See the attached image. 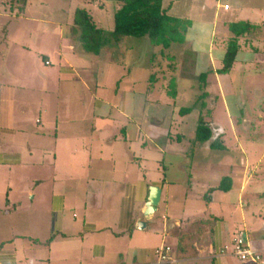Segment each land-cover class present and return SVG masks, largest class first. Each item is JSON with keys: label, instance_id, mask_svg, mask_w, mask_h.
<instances>
[{"label": "crops", "instance_id": "obj_1", "mask_svg": "<svg viewBox=\"0 0 264 264\" xmlns=\"http://www.w3.org/2000/svg\"><path fill=\"white\" fill-rule=\"evenodd\" d=\"M163 7L190 21L182 51L195 46L188 36L199 19L209 35L220 32L221 61L233 37L230 24L252 25L238 39L234 63L242 64L248 50L250 73H264V0H163ZM33 8L28 0H0V264H155L161 245L176 247L169 264H244L230 254V244L243 230L249 238L250 224L259 230L249 243L264 264V217L263 224L255 219L264 213V189L244 195L248 183L264 178L262 158L251 161L254 144L264 147V88H254L262 125L256 140L228 111L227 126L214 111L226 97L222 65L214 59L207 70L174 66V99L188 93L182 105L166 86L133 87L138 77L124 84L122 76L107 88L96 75L107 62L96 58L104 50L105 56L127 54V38L91 59L79 51L72 17L66 29L65 20L51 23ZM209 49L213 53L214 45ZM149 102L154 111H142ZM244 115L245 124L252 122ZM199 122L210 132L206 140L197 138ZM150 187L161 193L146 220ZM34 216L44 221L29 224ZM139 221L146 224L142 230ZM32 225L27 254L19 237Z\"/></svg>", "mask_w": 264, "mask_h": 264}, {"label": "rangeland", "instance_id": "obj_2", "mask_svg": "<svg viewBox=\"0 0 264 264\" xmlns=\"http://www.w3.org/2000/svg\"><path fill=\"white\" fill-rule=\"evenodd\" d=\"M29 3L33 5V10H31L35 16L42 15L43 18H47L49 22L56 24V22H61L65 20L66 24L65 27L67 28L70 24L71 17L73 16V13L76 9H85L87 12L91 14V16L94 19V22L96 25L106 31H112L114 28V13L117 8V2L116 0H28ZM212 1V0H211ZM214 1V0H213ZM221 24L219 23V30ZM52 27V26H50ZM193 31L190 30L189 38L193 39L195 42V46L190 47L187 49V51H182L181 47L179 45H173L170 49V52L174 54L175 60L169 59L166 55L159 54L158 50L153 46H150L146 40H136L133 38H127L125 45L128 47L130 44L132 47L128 48L127 54L123 50L117 51L112 50L105 56V51L101 52L99 55V58H96L94 55H91V59H101L102 62L105 63V66L103 63L101 64V68H98V75L97 78L100 79L99 82L104 83L107 85V88L111 87V84L113 82L120 83L118 81L119 78L123 76V82L130 81L131 77H138V83L136 85H132L133 87H136L138 89H146L147 87L150 89L152 87H155L156 90L159 88L160 85L166 86L168 88V96H170L173 100L175 95L174 88L170 85L169 78L175 74V70L173 69L172 72L169 70L170 64H176L180 66V72L185 67H192L199 70L208 69L210 66L208 65L210 59L215 60V64L220 67L222 65L221 57H216L217 55L221 54L220 50L218 49L217 43L220 42V32L219 34H216L214 36L209 35V25L205 21H201L199 19L196 21L195 25L193 26ZM229 33V32H228ZM230 36V33L229 35ZM129 41V42H127ZM139 41V42H138ZM33 43V42H32ZM139 43V44H138ZM214 45V52L212 53L209 51V46ZM181 49V51H180ZM79 51H82V48L79 46ZM251 52H248L246 50L245 53H241L239 57V61L242 62H236L234 63L231 71H229L226 74H221L225 77V91H226V97H225V104H222L223 102L221 99L218 100L216 108L214 111H219V119H223L224 125L227 126L228 117L226 116V113L224 111H228L230 114V117L232 118V121H234V124L236 126L238 125H247V130H251V132H248L252 139H255L258 137V134L262 133V125L260 124L258 120V99L257 94L254 92V88H257V86L264 88V73H257L252 74L250 73V68L248 67V58H250ZM125 60L123 62V66L116 67V62H119L120 57H125ZM213 57V58H211ZM75 61H80L78 55H74ZM110 61H113L114 64L110 65ZM108 64V66H107ZM201 64L203 65L202 67ZM246 68L243 66L246 65ZM203 68V69H202ZM206 69V70H207ZM193 70H196L193 68ZM245 70V72L243 71ZM158 74V76L154 79L155 81H151L150 79L153 78V75ZM255 76H258L257 79ZM128 77V78H127ZM246 79L244 83H241L242 78ZM253 78V79H252ZM167 79V80H166ZM121 80V79H120ZM117 81V82H116ZM126 83V82H125ZM124 83V84H125ZM122 86L121 84L119 87ZM121 88V87H120ZM240 88L242 89L240 91ZM153 91V94L156 92ZM109 91V90H107ZM104 94V93H103ZM196 92L193 91V95H195ZM150 94L149 100L153 97V95ZM188 93L181 91L178 92L176 99H174L177 104H184L185 100L187 99ZM147 97V96H146ZM155 107L153 106V103L149 102L143 107L142 111H154ZM141 110V107H136V111ZM205 111V110H204ZM222 111V113H220ZM238 111V113H237ZM241 111V116L239 115ZM244 112H247L248 118L252 120L249 124H245V115ZM218 114V113H217ZM254 122V123H253ZM252 123V124H251ZM256 127L252 128L251 125ZM241 128V127H240ZM244 133H240V136H245ZM257 140V138H256ZM250 143H253L250 141ZM264 152V147L261 145L254 144V148L251 152V161H258V159L262 158L263 162L261 166L264 167V156L262 157V153ZM49 182V181H48ZM45 181V184L48 183ZM44 185V184H43ZM51 184H48V187H50ZM38 187V186H37ZM45 187V186H44ZM40 188V187H39ZM264 189V178L261 177L258 180L253 179V182L250 184L248 183L246 186V190L244 192V195L246 193H249L252 195L255 191H259ZM40 189H37L34 191V194H36V198L38 197V192ZM30 198V196H28ZM37 200V199H36ZM256 202L258 199H255ZM27 201V200H26ZM262 204V203H261ZM264 213L259 215V211H257V214L255 215V219H259L261 223L263 224ZM31 219V218H30ZM32 220V219H31ZM41 221L43 220L40 218V216H34L32 221H29V224H38L40 225ZM259 225V228L262 227V225ZM251 225V224H250ZM250 225L248 227H245V232H247L248 235V241L254 240L256 236L257 229L252 228ZM30 229L24 230V236L19 237L20 244H24L26 246V252L27 254H31L29 252L28 246H30L33 242H31L30 234L33 232L35 234V226ZM244 231V230H243ZM29 234V235H28ZM40 241H42L43 235L42 232L39 231L36 233ZM33 238V236H31ZM35 237V236H34ZM36 238V237H35ZM34 248V246H33ZM172 253L175 254L176 247H172ZM172 254V255H173Z\"/></svg>", "mask_w": 264, "mask_h": 264}, {"label": "trees", "instance_id": "obj_3", "mask_svg": "<svg viewBox=\"0 0 264 264\" xmlns=\"http://www.w3.org/2000/svg\"><path fill=\"white\" fill-rule=\"evenodd\" d=\"M114 28L106 31L96 25L93 17L85 9H76L72 16V33L77 37L81 48L90 54L98 55L107 46H116L126 38L146 39L161 55L175 60L170 52L173 45H182L190 21L169 16L163 7V0H116ZM233 34L226 43L225 54L219 74L228 73L239 50L238 39L254 29L247 23L230 24ZM176 64H170L172 70ZM169 69V68H168ZM170 70V69H169ZM171 70V72H172ZM158 76L156 73L152 82ZM205 75L200 78L203 79ZM198 140L209 138L207 127L199 122L196 130ZM220 190H228L220 185Z\"/></svg>", "mask_w": 264, "mask_h": 264}, {"label": "built area", "instance_id": "obj_4", "mask_svg": "<svg viewBox=\"0 0 264 264\" xmlns=\"http://www.w3.org/2000/svg\"><path fill=\"white\" fill-rule=\"evenodd\" d=\"M227 10L228 7L224 6ZM230 254L244 264H263L261 251L252 246L246 233L240 231L232 239L230 244ZM155 264H169L172 262V249L168 245H161L154 251Z\"/></svg>", "mask_w": 264, "mask_h": 264}, {"label": "water", "instance_id": "obj_5", "mask_svg": "<svg viewBox=\"0 0 264 264\" xmlns=\"http://www.w3.org/2000/svg\"><path fill=\"white\" fill-rule=\"evenodd\" d=\"M160 189L158 187L149 188V196L142 210V214L146 220H149L157 210V206L160 201ZM146 224L144 222H138L136 228L139 230L144 229Z\"/></svg>", "mask_w": 264, "mask_h": 264}]
</instances>
